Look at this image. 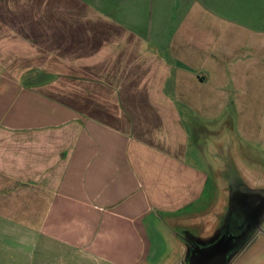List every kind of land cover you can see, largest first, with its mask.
<instances>
[{
  "label": "crops",
  "instance_id": "crops-1",
  "mask_svg": "<svg viewBox=\"0 0 264 264\" xmlns=\"http://www.w3.org/2000/svg\"><path fill=\"white\" fill-rule=\"evenodd\" d=\"M224 132L264 178V0H0V264H170Z\"/></svg>",
  "mask_w": 264,
  "mask_h": 264
},
{
  "label": "water",
  "instance_id": "water-1",
  "mask_svg": "<svg viewBox=\"0 0 264 264\" xmlns=\"http://www.w3.org/2000/svg\"><path fill=\"white\" fill-rule=\"evenodd\" d=\"M220 203L206 220L170 228L179 253L170 264H239L264 236V178L250 174L227 133L209 144Z\"/></svg>",
  "mask_w": 264,
  "mask_h": 264
},
{
  "label": "rangeland",
  "instance_id": "rangeland-1",
  "mask_svg": "<svg viewBox=\"0 0 264 264\" xmlns=\"http://www.w3.org/2000/svg\"><path fill=\"white\" fill-rule=\"evenodd\" d=\"M213 129H214V127H213ZM219 129V127L217 126L216 128H215V132L217 131ZM214 133V132H213ZM205 135V132H203V134H201L200 136H203V141H206V136H204Z\"/></svg>",
  "mask_w": 264,
  "mask_h": 264
}]
</instances>
